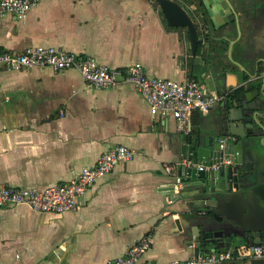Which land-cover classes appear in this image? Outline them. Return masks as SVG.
Wrapping results in <instances>:
<instances>
[{
	"label": "crops",
	"instance_id": "crops-1",
	"mask_svg": "<svg viewBox=\"0 0 264 264\" xmlns=\"http://www.w3.org/2000/svg\"><path fill=\"white\" fill-rule=\"evenodd\" d=\"M155 1L42 0L24 20L8 14L0 21V47L23 52L52 46L95 57L112 68L140 63L151 77L195 79L213 95L243 87L256 75L257 62L263 77L264 0H232L241 17L242 41L250 44L249 59L239 52L233 59L247 72L229 61L228 42L211 43L208 62L215 64L220 54L231 67L219 82L221 89L210 78V67L207 72L199 65L192 70L187 29L170 27ZM175 1L202 36L231 12H213L212 18L210 0ZM237 38L236 32L230 35L231 42ZM259 81L241 89L253 90ZM220 107L194 113L187 134L174 118L152 116L131 84L96 90L77 70L1 69V186L43 190L70 182L120 145L132 149L135 158L90 187L77 211L57 216L28 206L0 210V264H106L146 237L152 243L143 259L147 264L197 256L188 243L197 226L186 222L188 199L174 192L175 180L166 168L180 174L182 138L196 140L216 121Z\"/></svg>",
	"mask_w": 264,
	"mask_h": 264
},
{
	"label": "water",
	"instance_id": "water-1",
	"mask_svg": "<svg viewBox=\"0 0 264 264\" xmlns=\"http://www.w3.org/2000/svg\"><path fill=\"white\" fill-rule=\"evenodd\" d=\"M156 1L170 27L187 29L192 70L199 65L207 72L210 67V78L221 89L219 82L226 79L231 67L227 61L220 60V54L216 55L215 64L209 63L208 55L211 43L226 41L230 44L229 61L247 72L241 62L233 59L235 52L249 59L250 44L242 41L241 17L232 0H210L212 18L213 12L223 13L228 9L231 12L219 25L214 21V27L210 25L207 36L200 34L193 18L175 0ZM233 32L237 33L238 38L231 42L230 35ZM256 64L257 73L253 79L258 80V62ZM241 88L244 87L227 93L216 121L202 131L196 140L186 141L182 138L183 161L203 163L206 166L219 164L217 169L209 171L182 166L179 174L183 178L180 194L188 199L186 222L188 225H197L188 243L198 254L241 245H264V176L261 172L264 160V86L250 91ZM223 140H227L224 149L220 144ZM236 208L242 212L243 219L233 217ZM242 264H264V259L244 261Z\"/></svg>",
	"mask_w": 264,
	"mask_h": 264
},
{
	"label": "built area",
	"instance_id": "built-area-1",
	"mask_svg": "<svg viewBox=\"0 0 264 264\" xmlns=\"http://www.w3.org/2000/svg\"><path fill=\"white\" fill-rule=\"evenodd\" d=\"M42 0H0V21L8 14L24 20ZM264 43V39H263ZM34 68H51L55 72L77 70L88 87L96 90L115 88L122 84L133 85L150 108L152 116L174 118L181 130L187 134L188 125L194 113L207 114L225 103L227 94H209L206 86L195 79L184 82L155 78L147 74L142 64L136 63L127 68H112L100 63L95 57L82 56L66 52L52 46H39L23 52L6 51L0 47V70L30 71ZM264 82V78H260ZM257 79L246 81V86ZM226 141L220 142L225 148ZM135 158V152L126 146H116L102 154L95 166L84 168L70 182L48 187L43 190L28 187H5L0 185V210L15 206H28L41 214L63 215L79 210L84 205V197L90 187L113 172L121 163H128ZM196 167L199 171L214 170L219 164L206 166L184 161L176 168L181 170ZM175 168L168 166L166 173L175 180L174 192L178 195L183 189V178L175 173ZM149 237L133 244L126 253L106 264H147L145 254L151 249ZM264 259V245H241L227 251H216L187 260H175L166 264H226L231 261H250Z\"/></svg>",
	"mask_w": 264,
	"mask_h": 264
},
{
	"label": "flooded vegetation",
	"instance_id": "flooded-vegetation-1",
	"mask_svg": "<svg viewBox=\"0 0 264 264\" xmlns=\"http://www.w3.org/2000/svg\"><path fill=\"white\" fill-rule=\"evenodd\" d=\"M262 62H263V64H264V56H263V58H262ZM261 70V67H260V65H259V71ZM261 73V71L260 72H258V74L259 75H261L260 74ZM263 86H264V82L263 81H259L258 82V85H257V87L256 88H258V89H262L263 88ZM240 207H241V205H240ZM242 208V207H241ZM243 209V208H242ZM233 217H235L236 219H238V220H241V219H243L242 218V212L238 209V208H236V209H234L233 210Z\"/></svg>",
	"mask_w": 264,
	"mask_h": 264
},
{
	"label": "trees",
	"instance_id": "trees-1",
	"mask_svg": "<svg viewBox=\"0 0 264 264\" xmlns=\"http://www.w3.org/2000/svg\"><path fill=\"white\" fill-rule=\"evenodd\" d=\"M155 3L157 4V6H159V4L155 1ZM218 251H227V249L226 250H218ZM214 252H216V251H214Z\"/></svg>",
	"mask_w": 264,
	"mask_h": 264
}]
</instances>
